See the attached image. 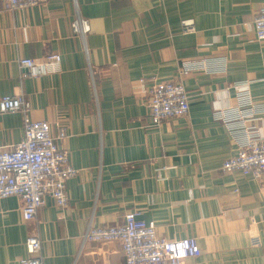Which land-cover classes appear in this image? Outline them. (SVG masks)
Segmentation results:
<instances>
[{"label": "crops", "instance_id": "1", "mask_svg": "<svg viewBox=\"0 0 264 264\" xmlns=\"http://www.w3.org/2000/svg\"><path fill=\"white\" fill-rule=\"evenodd\" d=\"M264 0H48L6 10L0 0V98L20 95L47 120L79 172L69 205L53 198L32 220L9 196L0 212V264H20L38 236L43 264H126L118 240L83 241L87 228L115 225L128 211L166 239L193 237L185 264H264V179L223 170L238 144L216 110L256 108L248 125L264 137V40L254 19ZM87 21L83 37L73 30ZM194 20L195 31L183 22ZM62 59L28 75L21 58ZM186 65L197 68L184 72ZM180 81L184 116L153 125L143 83ZM249 91L252 105L242 101ZM253 108V110H254ZM23 112L0 111V146L19 143ZM259 236L254 243L252 236Z\"/></svg>", "mask_w": 264, "mask_h": 264}, {"label": "built area", "instance_id": "2", "mask_svg": "<svg viewBox=\"0 0 264 264\" xmlns=\"http://www.w3.org/2000/svg\"><path fill=\"white\" fill-rule=\"evenodd\" d=\"M47 1L2 0L9 11ZM183 25L185 32L195 31L194 20H185ZM254 29L256 37L264 40V6L255 16ZM73 30L85 37L89 25L86 20L78 18L73 22ZM61 59L60 54L52 53L40 60L21 58L20 64L28 70V75L37 77L56 72ZM195 68V65H186L184 72ZM143 92L153 125L184 116L190 111L189 94L180 81L144 82ZM25 94L26 90L20 95H4L0 98V111H22L24 126V135L19 143L0 146V212L4 198L19 196L23 200V218L32 220L47 197L53 198L60 208L69 205L67 181L79 171L70 163L68 151L59 145V141L68 137L67 129L61 127L53 134L49 121L33 119L28 113ZM240 97L252 105L249 91H242ZM253 108L251 106L246 112L220 109L214 112V117L229 126L238 144L237 152L223 162V170L240 172L261 180L264 179V137L254 125L247 124L256 111ZM139 216L140 211L131 210L120 224L90 225L83 235V241H120L126 264H185L187 258L200 254L196 238L166 239L158 235L154 223H147ZM252 240L254 243L260 242L259 236H252ZM26 247L29 256L21 258L20 264H43L40 256L41 239L38 236L28 237Z\"/></svg>", "mask_w": 264, "mask_h": 264}]
</instances>
